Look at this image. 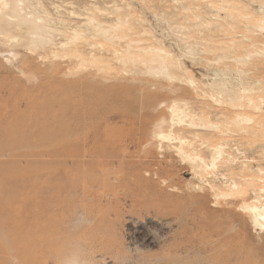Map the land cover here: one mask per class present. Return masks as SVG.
<instances>
[{
	"label": "rangeland",
	"instance_id": "1",
	"mask_svg": "<svg viewBox=\"0 0 264 264\" xmlns=\"http://www.w3.org/2000/svg\"><path fill=\"white\" fill-rule=\"evenodd\" d=\"M42 1L54 29L51 44L32 51L0 42V264H264V232L239 209L254 198L253 192L216 200L207 189H196L202 184L190 167L167 148L159 152L153 138L157 122L167 117L161 103L186 100L217 122L238 112L230 102L201 99L185 83L146 74L142 64H117L113 50L125 47L123 41H79L80 51L107 61L84 68L73 57L51 55L67 38L66 28L84 21L68 16V2L78 14L96 4L105 12L95 15L105 24L115 21L117 5L139 35L149 31L146 43L153 36L163 39L177 55L186 42L203 47L195 61L186 55L183 62L208 92L203 84L226 66L264 80L261 57L234 62L252 50L249 43L222 50L231 36L247 35L239 28L245 22L236 20L233 30L225 27L227 34L217 31V19L197 29L194 23L202 25L215 14L209 9L215 10L217 0ZM241 2L248 12L257 9V4ZM60 18L66 25L59 24ZM178 24L188 27L183 30L188 39L180 37ZM253 40L264 41V34L255 30ZM91 44H96L93 50ZM222 52L226 58L221 59ZM256 95L264 99V92ZM240 112L255 114L247 108ZM233 130L226 137L199 133L204 139L214 134L218 142L232 141L227 152L240 144L264 166V139L249 148L244 135ZM201 143L195 141L196 148L208 156Z\"/></svg>",
	"mask_w": 264,
	"mask_h": 264
},
{
	"label": "bare ground",
	"instance_id": "2",
	"mask_svg": "<svg viewBox=\"0 0 264 264\" xmlns=\"http://www.w3.org/2000/svg\"><path fill=\"white\" fill-rule=\"evenodd\" d=\"M174 1L178 4L182 3L181 0ZM237 1L217 0L215 10L209 9L215 14L205 18L206 20L204 19L205 22L202 25L198 23H194V25L197 29L200 26L207 27L208 20L217 19V31L227 34L228 31L225 27L232 30L236 29L233 25L236 24V20H241L245 24L239 28H243L247 35L239 33V35L236 34L238 35L236 37L231 36L227 43L224 42L226 49L222 48V50L224 52L229 49L240 50L243 45L249 43L246 46L252 50L247 51L245 48L248 53L243 57H235L234 62L236 61L241 65L242 62H247L253 58L261 57L264 60V41L255 42L253 40L255 30L264 34V1ZM241 1H247L251 6L257 4V9L253 8L252 12H248L249 7L247 8ZM25 2L26 0H0V42L5 46L22 47L32 51L45 48L51 44V33L54 32V29L45 19V17L50 18V13L42 0H32L29 6H26ZM211 5L214 3L210 1ZM64 7L71 8L67 12L69 17L79 19L83 16L84 21L82 26L70 25L66 28L65 35L67 38L53 48L52 56L62 59L73 57L78 60L79 68L87 67L88 64H104L107 61L103 57L93 52L86 55L80 51L78 42L95 37H100L106 42L123 41L125 47L121 50H113L117 64L120 63L124 67L130 64L136 66H138L137 63L142 64L146 74L171 81L178 80L193 88L194 92H200L197 97L201 99L207 98L216 105L222 104L223 100L226 99L235 107L238 112L234 116L231 118L220 117L217 122H213L206 112H196L186 100L174 99L168 104L161 103L159 107L166 108L167 117L161 118L157 122L153 138L157 141L159 152L163 153L168 149L183 164L190 167L193 177L202 184L195 186L196 189L201 191L207 189L216 200L245 197L251 190L254 198L241 204L239 209L249 216L250 223L255 229L264 232V166L259 164L257 159L248 156L240 144L236 143L232 152H227L231 145L229 143L232 141L222 139L218 142L217 135L214 134L209 139H204L199 133V131H211L218 133L219 137H226L233 133V128H236L240 134L244 135L249 148L254 147L257 140L264 139V109L262 108L264 99L261 97L256 99V94L264 92V80H254L248 76L246 71L240 69L233 71L226 66L223 70L217 68L214 71L213 77L209 78L211 79L209 80L210 83L203 84L209 91H202L200 82L184 64L183 57L189 55L194 60L197 51H204L203 47L198 49L197 45H187L188 42H186L183 47H179L182 54L177 55L167 48L163 39L153 36L152 42L146 43L144 37L149 36V31L143 29L139 35L131 26L129 15L122 16L120 13L122 8L117 5L114 8L117 16L112 24L98 21L95 14H104L105 11L96 4L89 7L85 6L83 14H78L71 2H68ZM53 8L57 11H63L62 5L53 4ZM220 13L224 14L225 17H221ZM193 17L197 21L200 20V16L194 15ZM58 22L61 25H66L67 21L60 18ZM177 28L180 37L188 39L184 32L188 27L178 24ZM148 40L150 39L148 38ZM95 46L96 44H91V49L93 50ZM99 46L104 49L105 44L102 43ZM14 55L13 52L10 53V56ZM220 57L223 59L226 58V55L223 53ZM246 108L251 109L256 116L255 114L248 115L240 112ZM166 127L167 129L164 130ZM187 129L195 132L193 131L190 136H186L184 130ZM195 141H202L201 145L203 144L208 148V156L196 148ZM55 147L57 148V146ZM51 152L55 157L58 156L55 150ZM262 153L261 157L264 159V149ZM253 164L254 166H252ZM259 183L263 185L260 186Z\"/></svg>",
	"mask_w": 264,
	"mask_h": 264
},
{
	"label": "clouds",
	"instance_id": "3",
	"mask_svg": "<svg viewBox=\"0 0 264 264\" xmlns=\"http://www.w3.org/2000/svg\"><path fill=\"white\" fill-rule=\"evenodd\" d=\"M82 223H87V221L84 218H81Z\"/></svg>",
	"mask_w": 264,
	"mask_h": 264
}]
</instances>
